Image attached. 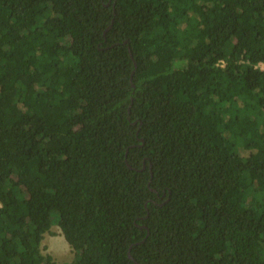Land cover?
<instances>
[{
	"label": "trees",
	"instance_id": "16d2710c",
	"mask_svg": "<svg viewBox=\"0 0 264 264\" xmlns=\"http://www.w3.org/2000/svg\"><path fill=\"white\" fill-rule=\"evenodd\" d=\"M258 63L264 0H0V264H264Z\"/></svg>",
	"mask_w": 264,
	"mask_h": 264
},
{
	"label": "rangeland",
	"instance_id": "374dc122",
	"mask_svg": "<svg viewBox=\"0 0 264 264\" xmlns=\"http://www.w3.org/2000/svg\"><path fill=\"white\" fill-rule=\"evenodd\" d=\"M60 222L53 224L41 242L42 256L49 255L55 264H70L74 253L63 239Z\"/></svg>",
	"mask_w": 264,
	"mask_h": 264
},
{
	"label": "built area",
	"instance_id": "2783aa9c",
	"mask_svg": "<svg viewBox=\"0 0 264 264\" xmlns=\"http://www.w3.org/2000/svg\"><path fill=\"white\" fill-rule=\"evenodd\" d=\"M219 66L223 67V66H224V62H223V61H220V62H219ZM257 67H258L260 70L264 71V63H258V64H257Z\"/></svg>",
	"mask_w": 264,
	"mask_h": 264
},
{
	"label": "water",
	"instance_id": "95a60500",
	"mask_svg": "<svg viewBox=\"0 0 264 264\" xmlns=\"http://www.w3.org/2000/svg\"><path fill=\"white\" fill-rule=\"evenodd\" d=\"M109 28V27H108ZM128 257L131 258V256L128 254Z\"/></svg>",
	"mask_w": 264,
	"mask_h": 264
}]
</instances>
